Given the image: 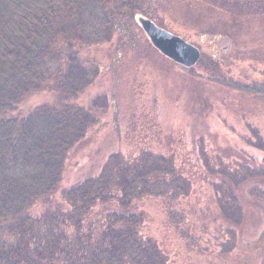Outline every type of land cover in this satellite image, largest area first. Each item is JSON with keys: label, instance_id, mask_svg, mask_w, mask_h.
<instances>
[{"label": "rangeland", "instance_id": "rangeland-1", "mask_svg": "<svg viewBox=\"0 0 264 264\" xmlns=\"http://www.w3.org/2000/svg\"><path fill=\"white\" fill-rule=\"evenodd\" d=\"M63 4L71 11L64 21L80 26L76 34L68 29V35L82 46L72 66L76 71L69 74L83 77L71 83L72 93H63L84 109L82 127L74 131L83 139L69 156L64 182L97 175L108 160L122 162L127 156L112 154L118 150L129 157L162 154L163 162L174 157L182 186L177 185L175 198L147 205L167 261L264 264V199L247 189L248 181L240 176L247 159L244 139L255 138L264 127V97L243 89L264 84V0ZM140 16L196 45L199 62L187 68L163 56L151 46ZM53 21L60 22V16ZM123 25L130 28L128 35H122ZM171 206L194 235L209 233L212 254L181 236L170 219Z\"/></svg>", "mask_w": 264, "mask_h": 264}, {"label": "trees", "instance_id": "trees-1", "mask_svg": "<svg viewBox=\"0 0 264 264\" xmlns=\"http://www.w3.org/2000/svg\"><path fill=\"white\" fill-rule=\"evenodd\" d=\"M67 8L63 0H0V264H171L147 205L175 198L182 186L174 157L163 162L162 154L118 150L112 154L127 156L122 162L108 160L97 175L64 182L83 139L74 131L84 121V109L63 93L83 79L69 74L82 46L69 37L68 29L76 34L80 26L64 21ZM53 72L61 80L53 83ZM251 84L243 89L264 97V84ZM256 132L244 139L240 176L264 199L257 183H264V127ZM170 211L181 236L212 254L209 233L194 235L174 206Z\"/></svg>", "mask_w": 264, "mask_h": 264}, {"label": "water", "instance_id": "water-1", "mask_svg": "<svg viewBox=\"0 0 264 264\" xmlns=\"http://www.w3.org/2000/svg\"><path fill=\"white\" fill-rule=\"evenodd\" d=\"M138 23L151 44L165 57L187 68L199 62L201 51L193 43L158 26L152 19L140 16Z\"/></svg>", "mask_w": 264, "mask_h": 264}]
</instances>
